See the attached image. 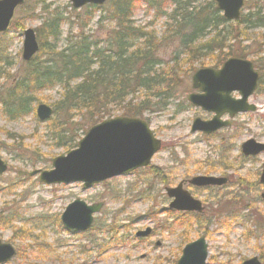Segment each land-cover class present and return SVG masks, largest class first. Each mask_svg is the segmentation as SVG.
I'll use <instances>...</instances> for the list:
<instances>
[{
	"label": "rangeland",
	"instance_id": "rangeland-1",
	"mask_svg": "<svg viewBox=\"0 0 264 264\" xmlns=\"http://www.w3.org/2000/svg\"><path fill=\"white\" fill-rule=\"evenodd\" d=\"M131 1L132 20L145 31H153L162 42L157 51L161 69L174 76L169 96L142 115L162 141V147L149 166L89 189H84L80 182L45 184L38 176H24L22 172L50 170L53 158L71 150H67L65 140L59 142L54 137V119L62 125L66 120L64 114L45 122L36 115V107L41 103L54 108L62 88L34 91V109L27 116L9 119L0 114V153L9 166L0 177V215L6 220L0 223V240L17 251L4 264H176L185 245L203 235L208 243L207 264H242L253 256L264 264V200L260 184L264 153L245 156L241 150L249 139L264 143V28L246 29L243 24L229 21L226 25L228 30L232 29L231 35L223 36L222 27L218 29L222 48L213 52L205 49L204 42L217 32L208 33L209 29L205 39L200 37L193 43V50L185 51L169 28L174 21V6L169 1L161 9L144 0ZM209 2L203 0L202 4ZM34 3L30 0L27 7L17 11V26L10 28L6 40L0 39V47H6L9 54V64L0 62L6 75L0 78V87L4 89L15 84L24 72V29L32 27L36 31L44 21V11L37 4L33 7ZM46 4L69 18V25L73 22L75 35L79 25L83 32L97 39L105 38L114 28L113 22L105 19L110 18L108 1L104 9L92 12L91 18L84 8H74L70 0H46ZM246 4L242 14L249 11ZM69 25L62 26L64 38L71 31ZM241 50L245 53L242 58L252 61L260 74L259 87L249 98L258 110L237 114L230 126L210 135L193 133L191 127L196 117L209 120L214 115L188 101V94L199 92L192 88L193 74L200 68L218 69L233 56L230 54ZM232 97L238 98L240 94L235 91ZM102 121L94 122L85 113H76L71 141L78 142L89 128ZM203 174L228 177L229 182L203 191L187 187L203 202L205 210L201 214L169 209L165 188ZM77 198L88 204L104 202L91 230L70 231L61 223L66 206ZM147 227L153 229L152 234L138 238L136 232Z\"/></svg>",
	"mask_w": 264,
	"mask_h": 264
},
{
	"label": "trees",
	"instance_id": "trees-1",
	"mask_svg": "<svg viewBox=\"0 0 264 264\" xmlns=\"http://www.w3.org/2000/svg\"><path fill=\"white\" fill-rule=\"evenodd\" d=\"M29 1L20 9L27 7ZM34 1L33 7L37 4L45 13L44 21L36 29L40 51L30 62L23 63L24 72L20 73L15 84L9 89L0 87V114L9 119L27 116L34 109V91L60 86L63 93L54 105V116L57 120L63 113L66 120L61 125L53 116L57 127L54 137L59 142L65 140L63 144L69 151L78 144L73 143L70 136L76 113L83 112L94 122L117 115L142 117L169 96L174 76L161 69L162 61L157 51L162 42L156 39L153 31H145L135 25L131 0H108L110 18L105 19L111 20L114 28L102 39L86 34L81 25L76 27L77 34H73L75 27L73 22L69 25V18L51 10L46 0ZM168 1L174 6V21L169 28L185 51L193 50V43L200 37L205 39L209 29L208 33L217 31L203 44L211 52L217 47L222 48L223 39L218 40L220 27L224 31L223 36L232 34V29L228 30L226 25L229 21L223 17L214 0L207 5L202 4L203 0H144L157 9ZM253 1L248 0L246 7L249 11L236 20V25L243 24L246 29L264 28V0ZM83 8L91 18L92 12L105 6L87 5ZM65 24L71 31L64 38L62 26ZM7 33L0 39L6 40ZM244 54L241 50L230 55L243 57ZM8 56L6 47H0V62L9 64ZM5 76L0 66V78ZM68 122L71 123L69 127ZM5 221V217L0 215V223Z\"/></svg>",
	"mask_w": 264,
	"mask_h": 264
},
{
	"label": "water",
	"instance_id": "water-1",
	"mask_svg": "<svg viewBox=\"0 0 264 264\" xmlns=\"http://www.w3.org/2000/svg\"><path fill=\"white\" fill-rule=\"evenodd\" d=\"M27 0H0V34L6 32L12 24L16 11ZM75 8L88 4L102 5L107 0H70ZM218 8L227 20H237L241 16L245 0H215ZM22 59L30 61L39 52L40 44L35 29L29 27L23 32ZM193 88L201 93H191L188 100L195 106L215 113L211 120L195 118L192 132L201 131L211 134L222 127L230 125V120L221 117L228 113L232 118L240 112L257 111V106L248 99L258 87L259 73L252 61L239 57L226 60L220 69L201 68L193 75ZM233 91L241 95L236 99L231 96ZM40 121H46L53 115V108L39 104L36 110ZM161 140L155 137L149 123L140 117L116 116L105 119L92 126L79 140L78 146L65 155L52 160V169H37L22 172L28 176L38 174L41 182L46 184L82 182L84 189L93 185L147 166L154 154L160 150ZM1 147V141H0ZM242 152L246 156H254L264 152V143L249 139L242 144ZM8 165L0 153V176ZM196 186L224 185L228 177L197 175L188 180ZM260 183L264 185V163L260 175ZM167 194L173 198L170 208L178 210L202 211L200 200L192 197L184 189L183 183L176 187H167ZM264 199V189L262 193ZM104 206V202L88 204L84 200L75 199L70 202L61 214L64 227L72 231H86L94 223L95 215ZM152 229L137 232V236H148ZM157 245H160L158 242ZM16 249L0 240V264L12 259ZM208 244L205 236L185 245L177 264H206ZM242 264H262L257 256L245 260Z\"/></svg>",
	"mask_w": 264,
	"mask_h": 264
},
{
	"label": "flooded vegetation",
	"instance_id": "flooded-vegetation-1",
	"mask_svg": "<svg viewBox=\"0 0 264 264\" xmlns=\"http://www.w3.org/2000/svg\"><path fill=\"white\" fill-rule=\"evenodd\" d=\"M203 175H206V174H203ZM188 178H186V179H182V180H180V182L179 183H177V184H180L181 182H183V185H184V187L186 188V189H188L187 187L188 186H191V187H193V189H197V190H200V191H203V190H208V189H210V188H213V187H220V186H195V185H191V184H189V182H188ZM176 186V185H175ZM188 191L190 192V190L188 189ZM191 194H192V192H190ZM169 198V197H168ZM169 204L171 203V198H169ZM201 201V200H200ZM201 203H202V206H203V211L205 210V206H204V204H203V202L201 201ZM170 209V208H169ZM171 210H174V209H171ZM175 212H181V213H196V214H201V213H203V211L202 212H189V211H178V210H174Z\"/></svg>",
	"mask_w": 264,
	"mask_h": 264
}]
</instances>
